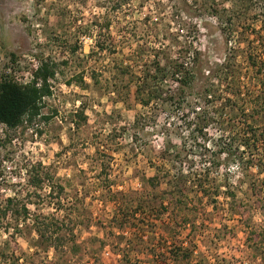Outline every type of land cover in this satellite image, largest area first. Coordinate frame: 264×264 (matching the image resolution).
I'll list each match as a JSON object with an SVG mask.
<instances>
[{"label":"rangeland","instance_id":"1","mask_svg":"<svg viewBox=\"0 0 264 264\" xmlns=\"http://www.w3.org/2000/svg\"><path fill=\"white\" fill-rule=\"evenodd\" d=\"M258 1L228 43L211 2L0 0V81H30L43 60L57 71L32 122L0 124V264H264ZM180 57L196 72L185 96Z\"/></svg>","mask_w":264,"mask_h":264},{"label":"trees","instance_id":"2","mask_svg":"<svg viewBox=\"0 0 264 264\" xmlns=\"http://www.w3.org/2000/svg\"><path fill=\"white\" fill-rule=\"evenodd\" d=\"M119 1V0H118ZM193 2H201L204 4L211 2L208 6H214V9L212 10L213 15L216 16V18H220L222 20L221 22V28L226 33V36L228 38V43L233 39V31L238 30L243 25H240V21L243 18V16L247 15L248 12L251 11V4L253 0H227L222 3L223 8H219L216 0H192ZM258 0H256L255 4H258ZM261 3V1H260ZM227 4V5H226ZM217 5V7H216ZM207 6V7H208ZM263 6V19H256L264 22V3H262ZM207 9V8H206ZM225 12V13H224ZM259 18V17H257ZM239 22V23H237ZM238 47L230 46L229 47V53L231 56H235L236 49ZM235 50V51H234ZM193 54V61H198L201 57V52L198 50H192ZM249 58L251 59V64L256 66V60L253 55H250ZM171 63L172 67V76L174 77L175 82L177 83L176 89L177 91H181V93L185 96V93L188 88H191L193 83L196 79V72L193 70H190V65L192 66V62L189 61H183V59L176 58L171 59L169 61ZM154 69L156 68L158 70V73H156L157 76L160 75V78L163 77L165 80L167 79V74L170 69H168L163 63H162V57L159 55L156 56L155 62H154ZM228 65L230 66V61L226 63L224 66V69L221 70L220 74H226L228 76L227 72H225L226 68H228ZM56 65L53 61L50 60H43L40 62L38 67L33 72V77L30 81L27 82H20L12 77H4L0 81V124L5 125L9 128H17L23 122L27 119L28 121L32 122L36 116L40 114V111L43 107V99L44 97L51 95V85L49 83L50 79L54 78L56 76ZM155 75V78H156ZM166 76V77H165ZM156 80V79H154ZM216 90V89H215ZM173 90H169L168 93H173ZM214 92L213 88H211L210 85L207 86V90L203 93H201V98L208 99L209 101L212 100V94L210 93ZM152 93H156V90L152 91ZM151 93L150 98H153V94ZM160 94H165L163 91H160ZM176 94H172V96H169L166 98L167 100L173 99L174 102H177L175 99ZM211 96V98H208ZM217 99L221 97V95H213ZM214 97V98H215ZM181 100V99H180ZM145 103H149V100L145 101ZM179 104V102H177ZM179 106V105H177ZM181 106V105H180ZM182 108V107H181ZM178 109V108H177ZM180 109V107H179ZM178 109V110H179ZM263 110V109H262ZM261 110V111H262ZM173 113L175 114V110L172 108ZM259 111V110H258ZM180 112V111H179ZM185 114V113H184ZM252 129L254 132L256 131V128L252 126ZM246 145L248 143H245ZM253 148L257 147L258 145L256 143H253ZM232 145V144H231ZM249 148H251L250 144L247 145ZM246 146V147H247ZM258 148V147H257ZM185 174L179 172L175 174H171L170 172H165L162 174L160 178V184L163 183V181H167L170 186H173L175 189H181L188 188V185L191 181V179L187 178ZM154 179H158V175L154 177ZM163 180V181H162ZM201 187V190L204 189V192H207V189H205V182L202 181V183H198ZM14 200L12 198H9L6 203V207L4 208V214L6 215L9 210H11V206L13 205ZM27 207L24 209V212L27 214L29 211ZM18 212V209H17ZM19 213V212H18ZM118 214L116 215L119 217ZM115 216V220H117ZM264 240L260 239L259 243H256V248L259 247L260 242ZM264 244V241H263ZM260 249V248H257ZM264 250V247L262 248ZM183 250V251H182ZM187 250V249H186ZM182 251V253H185L184 256H186L185 260H189L192 254L194 252H188L185 251V249H182L179 247L178 251H172L173 253L178 252V254ZM177 254V255H178ZM175 255V261L179 262V256Z\"/></svg>","mask_w":264,"mask_h":264}]
</instances>
